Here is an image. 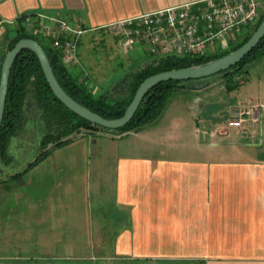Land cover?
I'll return each instance as SVG.
<instances>
[{
  "label": "crops",
  "instance_id": "obj_1",
  "mask_svg": "<svg viewBox=\"0 0 264 264\" xmlns=\"http://www.w3.org/2000/svg\"><path fill=\"white\" fill-rule=\"evenodd\" d=\"M197 1L0 0V58L21 16L88 34ZM233 79L172 92L119 137L84 131L0 184V264H264V56ZM247 102L263 105L253 137L225 126Z\"/></svg>",
  "mask_w": 264,
  "mask_h": 264
},
{
  "label": "trees",
  "instance_id": "obj_2",
  "mask_svg": "<svg viewBox=\"0 0 264 264\" xmlns=\"http://www.w3.org/2000/svg\"><path fill=\"white\" fill-rule=\"evenodd\" d=\"M28 16V15H27ZM32 16V15H31ZM26 16L17 19L15 35L8 39L7 51L22 39L37 41L44 49L52 71L61 88L75 102L89 111L106 119L120 118L131 102L140 83L155 74L198 66L221 58L241 47L257 29L264 18L247 32L237 36L228 49L218 54L205 57H174L156 58L127 73L113 94L94 96L86 82L74 76L62 63L59 50L44 46L36 37L26 31L24 20ZM3 55L0 58V71ZM264 56V36L259 43L239 63L224 71L226 90L231 92L240 84L233 82L235 76L247 72V67ZM182 81H168L153 87L141 100L139 107L131 120L117 130L118 135L139 129L154 122L162 113L172 92L182 89ZM101 130L90 124L64 107L52 94L36 56L29 50H22L14 60L7 87L3 120L0 126V166L6 167L13 161L11 150L14 142H21L24 148H34L33 156L22 168L0 178V184L10 181H20L32 168L40 164L54 150L72 143L76 136L84 131Z\"/></svg>",
  "mask_w": 264,
  "mask_h": 264
},
{
  "label": "built area",
  "instance_id": "obj_3",
  "mask_svg": "<svg viewBox=\"0 0 264 264\" xmlns=\"http://www.w3.org/2000/svg\"><path fill=\"white\" fill-rule=\"evenodd\" d=\"M263 6L264 0H200L117 22L106 29L115 34L123 54L139 43L155 58H199L228 49L239 32L259 22ZM45 19L26 16V31L33 37L50 40L51 48L60 51L66 68L78 65V46L85 33L82 20L70 24L58 18H47L44 22ZM262 108L259 102L230 106L226 128L253 137Z\"/></svg>",
  "mask_w": 264,
  "mask_h": 264
},
{
  "label": "water",
  "instance_id": "obj_4",
  "mask_svg": "<svg viewBox=\"0 0 264 264\" xmlns=\"http://www.w3.org/2000/svg\"><path fill=\"white\" fill-rule=\"evenodd\" d=\"M263 36L264 18L257 29L248 38V40L235 51L202 65L161 72L144 79L138 86L123 115L120 118L114 120H106L75 102L70 96L66 94V92L61 88L58 81L56 80L47 55L42 46L37 41L32 39L19 40L11 50L6 52L1 66L0 126L4 115L10 70L14 60L24 49L31 51L36 56L46 83L48 84L52 94L64 107L90 124L107 130V132L111 134H118L117 130L125 126L131 120L143 97L153 87L163 82L182 81V88L191 90L203 89L214 82L221 80L224 77L223 72L245 58V56L248 55L251 50L259 43ZM17 144L19 143L14 142L13 145L16 147Z\"/></svg>",
  "mask_w": 264,
  "mask_h": 264
},
{
  "label": "rangeland",
  "instance_id": "obj_5",
  "mask_svg": "<svg viewBox=\"0 0 264 264\" xmlns=\"http://www.w3.org/2000/svg\"><path fill=\"white\" fill-rule=\"evenodd\" d=\"M260 11L264 15V6ZM249 29L239 32V35L247 32ZM13 35L14 33L11 32L10 36ZM37 39L44 46L51 47L50 40ZM77 53L79 57L78 65L70 67L69 70L74 76L81 75V79L86 81L88 88L94 86L92 89L94 96L113 94L114 89L119 86L121 79L127 73L156 59L148 54L143 44L139 43L135 44L128 54H123L118 47L117 37L107 29L84 34L80 38ZM222 82L225 83V80L222 79ZM233 82L238 81L233 79ZM223 97L227 101L228 97L226 93H223ZM33 152L34 148L32 144H30V148L27 150L26 148L22 150L19 146H14L10 152L13 156V161L10 165L2 168L4 170L3 173H12L22 168L30 161Z\"/></svg>",
  "mask_w": 264,
  "mask_h": 264
}]
</instances>
